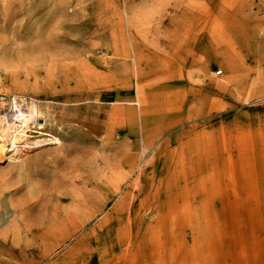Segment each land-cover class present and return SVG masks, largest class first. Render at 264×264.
<instances>
[{"label":"rangeland","instance_id":"1","mask_svg":"<svg viewBox=\"0 0 264 264\" xmlns=\"http://www.w3.org/2000/svg\"><path fill=\"white\" fill-rule=\"evenodd\" d=\"M68 246L264 264V0H0V264Z\"/></svg>","mask_w":264,"mask_h":264},{"label":"bare ground","instance_id":"2","mask_svg":"<svg viewBox=\"0 0 264 264\" xmlns=\"http://www.w3.org/2000/svg\"><path fill=\"white\" fill-rule=\"evenodd\" d=\"M17 104V103H16ZM15 109L17 113L11 114L7 116L5 125L2 130V145L1 150L6 151L5 148L6 143H10L11 147L8 151H12V154L16 153V147L19 144L26 143L28 140V132L31 130V127L27 123V119L24 116V113L21 111V107L15 105ZM37 123V122H36ZM41 123V122H40ZM39 126V125H38ZM36 128V126H32ZM43 142H33L28 145H24V147H39L42 146Z\"/></svg>","mask_w":264,"mask_h":264},{"label":"crops","instance_id":"3","mask_svg":"<svg viewBox=\"0 0 264 264\" xmlns=\"http://www.w3.org/2000/svg\"><path fill=\"white\" fill-rule=\"evenodd\" d=\"M88 260L89 259L86 258V256L83 255L82 253H79L77 249H75L72 246H68L57 252L56 255L53 258H51V260H48L41 264H94L93 262ZM5 264H18V263L7 262ZM97 264H101V263H97Z\"/></svg>","mask_w":264,"mask_h":264},{"label":"built area","instance_id":"4","mask_svg":"<svg viewBox=\"0 0 264 264\" xmlns=\"http://www.w3.org/2000/svg\"><path fill=\"white\" fill-rule=\"evenodd\" d=\"M217 74H219V72Z\"/></svg>","mask_w":264,"mask_h":264}]
</instances>
